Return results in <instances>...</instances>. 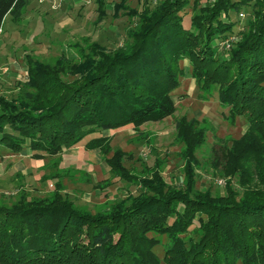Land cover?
Masks as SVG:
<instances>
[{"label": "trees", "instance_id": "1", "mask_svg": "<svg viewBox=\"0 0 264 264\" xmlns=\"http://www.w3.org/2000/svg\"><path fill=\"white\" fill-rule=\"evenodd\" d=\"M123 1L111 3L112 17L126 15L137 28L113 48L83 49L79 82L64 87L45 64L27 59L30 80L53 101L38 112L3 105L0 148L55 154L87 136L88 147H100L107 136L94 135L103 131L162 120L175 111L180 63L187 59L199 93L216 90L229 119H246L241 148L247 154L235 162L249 165L257 179L241 182V190L229 182L225 195L212 196L195 187L186 155L182 187L166 186L154 171L140 180L130 204L93 215L60 195L49 203L0 206V264H264V0L209 6L162 0L128 11ZM28 3L0 0V30L7 15L19 19ZM98 3L99 20L107 10L104 0ZM239 10H248V18L234 29ZM233 34L238 38L225 48L222 41ZM220 43L223 57L215 49ZM116 153L112 167L123 168Z\"/></svg>", "mask_w": 264, "mask_h": 264}, {"label": "rangeland", "instance_id": "2", "mask_svg": "<svg viewBox=\"0 0 264 264\" xmlns=\"http://www.w3.org/2000/svg\"><path fill=\"white\" fill-rule=\"evenodd\" d=\"M119 1L104 0L107 16L99 20L98 0H29L19 19L7 15L0 30V111L3 105H15L20 111L38 112L45 108L43 103L53 101L41 93L38 82L30 80L28 58L45 64L48 76L54 74L69 87L83 79L82 71L77 70L85 60L83 49L105 51L122 44L127 32L137 27L126 15L112 17L111 3ZM161 1L123 3L128 11L130 7L141 9L143 4L152 8ZM213 1L199 0V4L209 6ZM248 10L233 14L239 21L234 29L242 28ZM229 37L232 41L238 38L236 34ZM222 48L220 43L215 49L223 57ZM180 65L184 74L174 91L175 111L162 120L103 131L94 135L107 136L100 147L86 145L91 136L55 154L35 155L27 148L1 147L0 206L9 209L32 201L49 203L60 195L77 210L93 215L120 201L130 204L140 193V180L154 171L166 186L182 187L186 155L194 163L195 187L209 190L212 196L225 195L229 182L240 190L241 182H254L257 177L251 167L244 165V169L235 162L247 154L241 148L248 128L246 119H229L218 92L199 93L189 74V61L184 59ZM116 152L123 168L112 167L110 160ZM160 238L166 242L165 236ZM156 252L162 256V247Z\"/></svg>", "mask_w": 264, "mask_h": 264}, {"label": "built area", "instance_id": "3", "mask_svg": "<svg viewBox=\"0 0 264 264\" xmlns=\"http://www.w3.org/2000/svg\"><path fill=\"white\" fill-rule=\"evenodd\" d=\"M233 40L232 37H228L227 39H225L223 42H222V45H224L225 48H229L230 46V42Z\"/></svg>", "mask_w": 264, "mask_h": 264}, {"label": "crops", "instance_id": "4", "mask_svg": "<svg viewBox=\"0 0 264 264\" xmlns=\"http://www.w3.org/2000/svg\"><path fill=\"white\" fill-rule=\"evenodd\" d=\"M193 80V79H192ZM194 81V80H193ZM195 86V85H194Z\"/></svg>", "mask_w": 264, "mask_h": 264}]
</instances>
